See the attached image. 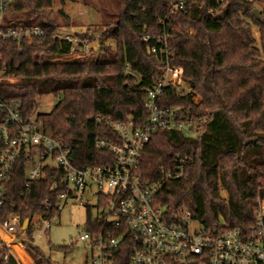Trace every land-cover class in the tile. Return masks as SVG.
<instances>
[{"label":"trees","instance_id":"trees-1","mask_svg":"<svg viewBox=\"0 0 264 264\" xmlns=\"http://www.w3.org/2000/svg\"><path fill=\"white\" fill-rule=\"evenodd\" d=\"M56 1L62 5L65 0H9L4 19L34 23ZM179 1L186 2L184 8L173 10ZM117 3L116 21L102 34L114 49L101 44L98 54L70 58L69 43L54 38L61 27L55 21L41 25L48 32L42 39H0V65L13 78L0 82V100L18 102L22 116H30L38 98L53 95L57 102L50 112L36 115L43 133L62 143L75 166L109 163L112 155L98 150L95 141L116 142L117 136L96 119L144 122V96L160 76L158 58L149 48L165 43L170 66L181 69L184 88H164L157 104L177 109L193 127L151 135L139 168L150 182L162 183L156 201L168 212L184 207L215 233L248 232L257 197H264V0ZM180 160L182 173L175 178ZM51 181L49 175L34 180L26 192L20 161L6 186L7 202L20 206L22 220L35 213L48 217L41 201L52 195ZM84 227L89 230L91 222ZM13 246L22 251L5 264H52L27 236ZM114 264H128V255L114 256Z\"/></svg>","mask_w":264,"mask_h":264},{"label":"built area","instance_id":"built-area-1","mask_svg":"<svg viewBox=\"0 0 264 264\" xmlns=\"http://www.w3.org/2000/svg\"><path fill=\"white\" fill-rule=\"evenodd\" d=\"M185 3L179 1L172 8H184ZM8 5L9 0H0V39H42L48 34L38 23L6 22ZM54 38L69 43L70 58L87 56L83 42L77 38L59 33H54ZM158 41L161 43V39ZM149 52L158 58L160 76L144 96V122L136 126L130 118L96 119L117 136L116 142L107 138L95 141L98 150L112 155L109 163L75 166L62 143L40 129L36 111L22 116L18 102L0 100V264L14 255L15 241L27 236L38 245L48 233L50 221L58 220L66 203L89 207L87 202L94 196L98 216L79 236L92 250L90 264H114V256L125 253L128 264H264V197H257L255 221L246 233L231 229L212 232L188 209L182 207L171 213L156 201L162 183L150 182L143 176L139 168L141 153L155 132H189L193 125L184 116L178 117L177 109L158 106L157 98L164 88H184L182 72L170 66L165 43L151 46ZM124 70H129L128 65ZM5 80L11 82L13 78L0 65V82ZM20 161L24 164L26 192L34 180L51 177L52 195L41 201L44 214L50 216L35 213L22 220L20 206L7 202L6 186ZM179 163L175 178L182 173L183 161ZM170 176L169 173L167 177Z\"/></svg>","mask_w":264,"mask_h":264},{"label":"rangeland","instance_id":"rangeland-1","mask_svg":"<svg viewBox=\"0 0 264 264\" xmlns=\"http://www.w3.org/2000/svg\"><path fill=\"white\" fill-rule=\"evenodd\" d=\"M117 15V0H65L62 5L58 1L54 2L53 7L45 11L43 19L35 20L34 23L44 25L47 21H55L61 25L55 33L77 38L83 42L85 54L91 55L99 53L101 44L114 49V42L104 39L102 34L108 23L116 21ZM256 32L254 28L253 34L257 39ZM186 33L192 32L187 30ZM56 102L57 98L51 94L38 98L36 113L50 112ZM222 195L225 196V193L222 192ZM87 205L89 207L68 202L60 210L58 220L50 221L48 233L38 243V247L52 264H90L92 250L79 236L84 232L87 220L94 221L98 216L96 197ZM12 249L15 254L18 250L22 251L20 246H13Z\"/></svg>","mask_w":264,"mask_h":264},{"label":"water","instance_id":"water-1","mask_svg":"<svg viewBox=\"0 0 264 264\" xmlns=\"http://www.w3.org/2000/svg\"><path fill=\"white\" fill-rule=\"evenodd\" d=\"M252 14L255 16V18H258V12H257V10H253L252 11Z\"/></svg>","mask_w":264,"mask_h":264}]
</instances>
